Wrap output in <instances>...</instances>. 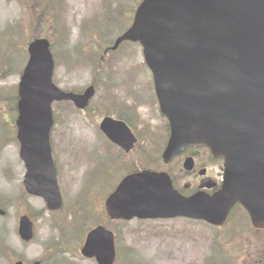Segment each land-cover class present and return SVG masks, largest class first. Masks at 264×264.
<instances>
[{
    "label": "water",
    "instance_id": "1",
    "mask_svg": "<svg viewBox=\"0 0 264 264\" xmlns=\"http://www.w3.org/2000/svg\"><path fill=\"white\" fill-rule=\"evenodd\" d=\"M124 40L141 44L160 110L169 123L164 161L189 146H205L224 159V179L213 195L184 197L166 174L136 172L125 176L106 199L107 214L125 220L185 217L221 226L240 202L253 226L263 228L264 0H141L131 26L112 49ZM27 50L16 118L19 155L26 169L23 184L55 210L62 200L50 146L52 103L69 100L84 108L94 87L76 94L53 83L54 60L46 38L34 39ZM100 129L126 150L134 142L118 120L105 117ZM18 232L24 241L32 238L33 223L27 215L20 216ZM81 253L97 264H113V233L95 227Z\"/></svg>",
    "mask_w": 264,
    "mask_h": 264
},
{
    "label": "rangeland",
    "instance_id": "2",
    "mask_svg": "<svg viewBox=\"0 0 264 264\" xmlns=\"http://www.w3.org/2000/svg\"><path fill=\"white\" fill-rule=\"evenodd\" d=\"M139 1L0 0V209L4 211L0 214V264L17 260L45 264V248L53 243L61 247L54 256L59 262L53 264H95L81 258L79 247L87 230L97 223L115 233L114 264H256L263 258L264 228L260 233L253 229L241 207L219 227L183 218L120 221L105 215L107 192L122 177L119 173H114L116 180L112 177L109 167L111 161L116 165L117 157L109 159L114 156L99 129L106 113L117 114L109 97L117 94L122 103L121 96L129 86L122 77L129 73L136 77L140 73V88L151 95L152 90L138 43L124 41L106 55L103 48L110 47L130 25ZM112 14L113 18L107 16ZM36 37L50 41L53 80L60 89L75 91L96 84L85 111L68 102L52 105V155L64 196L60 211L48 210L42 197L26 192V169L16 137L13 99H18L17 87L28 59L26 46ZM139 113L153 140L165 134V120L155 100L139 107ZM145 143L128 158L132 165L151 164L149 144ZM172 169L178 176V166ZM24 214L33 223L28 241L18 235V219Z\"/></svg>",
    "mask_w": 264,
    "mask_h": 264
},
{
    "label": "flooded vegetation",
    "instance_id": "3",
    "mask_svg": "<svg viewBox=\"0 0 264 264\" xmlns=\"http://www.w3.org/2000/svg\"><path fill=\"white\" fill-rule=\"evenodd\" d=\"M121 43L120 45H122ZM119 45V46H120ZM115 50H111L110 47H104L103 48V54L106 55L108 52H112ZM109 75V73H108ZM125 77H122L123 79L128 80L129 86H127L124 89V97H122V103H119L120 98L118 97L117 94H114L113 96L109 97L110 104L114 105V109L117 111V114L113 115L111 113H106L103 118L105 117H111L114 120H118L130 130L134 142L132 146L126 150L123 146L119 145L115 141L111 140L109 137H107L101 130V133L104 135L105 142L107 144V148H109V152L113 154L114 157H109L116 159V165L114 164L115 161L113 162V165L109 167V170H111V174L114 180H116L117 176L114 173H119V177L122 176L114 185L113 189L109 190L107 192L106 197L103 201L104 205V212L105 215L108 217V214L105 210V203L106 199L109 197L110 193L114 191L118 183L127 175L136 173V172H156L160 174H166L169 179L171 180V184L180 195L184 197H188L190 195H193L198 192H203L209 195H213L216 193L223 182L224 178V161L221 157L213 155L206 147L204 146H189L182 150L180 153L174 155L169 162H165L163 158V152L167 146V142L169 140L170 136V128L167 119L162 115L160 112L157 98L154 92V86H153V80L152 76L150 77V89L152 90V95L150 93L144 92L140 88V73H138V76L136 77L137 74L135 73H129L125 74ZM151 75V73H150ZM121 78V79H122ZM125 83V82H124ZM127 83V82H126ZM89 85H93L95 90H96V84L91 83ZM88 85V86H89ZM113 87V86H112ZM86 88V87H85ZM84 88V89H85ZM140 88V89H139ZM82 90H75L73 92H76L77 94H80L84 91ZM131 91V93H129ZM95 94V93H94ZM93 94V96H94ZM93 96L89 99L88 105L84 109H80L75 107L78 111H85L89 106L90 102L93 98ZM107 98V95L106 97ZM156 103L157 109L159 111V114L164 118L165 120V134L162 137H157L156 140H153L149 134L150 129L145 127V123L142 120V116L139 113V107L142 105H146L148 101H152ZM102 118V119H103ZM138 126H142L144 130L142 132L141 129H138ZM100 129V128H99ZM145 141L149 144V152L147 154L149 162L151 164H145L143 166L138 165H132V162L128 161V158L130 157L131 153L138 148L142 147L143 143ZM154 141L157 143L154 144ZM119 159V161H118ZM125 159H127V162L124 163ZM148 163V160L147 162ZM177 164V165H176ZM175 165L178 166V176H176V173L173 171L172 167ZM93 167V165H92ZM115 167V169H113ZM187 178V180H183L184 177ZM62 194V191H61ZM63 196V194L61 195ZM64 198V196H63ZM62 198V199H63ZM64 202V200H63ZM241 207L244 212L247 214L246 210L244 207L241 206V204L236 203L232 210L230 211V214L228 216V219L232 216V213L235 208ZM61 209V208H60ZM59 210V209H58ZM60 211V210H59ZM57 211V212H59ZM109 218V217H108ZM227 219V220H228ZM122 221V220H120ZM101 223L95 224V226L100 225ZM103 225V224H101ZM95 226L89 228L88 230H91ZM88 230L85 234L84 240L86 239V236L88 234ZM258 233H260L258 230H256ZM256 235V234H255ZM84 241L82 242V244ZM80 245V247L82 246ZM79 247V251L80 248ZM61 247H54V243L49 245L48 247L45 248V257L44 261L45 264H53V263H58L59 261L54 258L56 255V252H61L60 250ZM81 258L83 259H88L89 257L82 256ZM93 260L96 264V261L94 258H90ZM256 264H264V255L263 258L261 257L258 259ZM25 264V263H24Z\"/></svg>",
    "mask_w": 264,
    "mask_h": 264
},
{
    "label": "trees",
    "instance_id": "4",
    "mask_svg": "<svg viewBox=\"0 0 264 264\" xmlns=\"http://www.w3.org/2000/svg\"><path fill=\"white\" fill-rule=\"evenodd\" d=\"M108 17H111L113 18V14L112 15H107ZM4 38V37H3ZM11 94V93H10ZM15 96V95H14ZM16 100H17V97L15 96L14 99H13V109L15 111H17V106H16Z\"/></svg>",
    "mask_w": 264,
    "mask_h": 264
}]
</instances>
